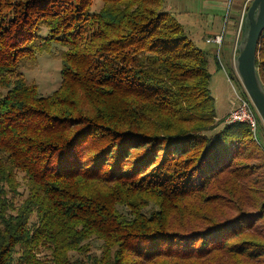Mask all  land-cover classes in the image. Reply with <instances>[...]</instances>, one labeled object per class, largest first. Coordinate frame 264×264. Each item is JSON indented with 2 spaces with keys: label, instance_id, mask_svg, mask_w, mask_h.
I'll return each mask as SVG.
<instances>
[{
  "label": "trees",
  "instance_id": "trees-1",
  "mask_svg": "<svg viewBox=\"0 0 264 264\" xmlns=\"http://www.w3.org/2000/svg\"><path fill=\"white\" fill-rule=\"evenodd\" d=\"M165 7L0 0V264H264V134L218 118ZM55 45L43 95L24 70Z\"/></svg>",
  "mask_w": 264,
  "mask_h": 264
},
{
  "label": "rangeland",
  "instance_id": "rangeland-1",
  "mask_svg": "<svg viewBox=\"0 0 264 264\" xmlns=\"http://www.w3.org/2000/svg\"><path fill=\"white\" fill-rule=\"evenodd\" d=\"M235 4L234 0H165V8L175 17L176 21L184 26L188 37L209 55L211 72L209 87L215 98V110L220 119H227L229 112L237 106L238 99L235 89L238 91L243 89L235 72L233 59L239 29L237 22L233 23L232 28L231 10ZM222 31L224 40L217 54V47L213 43H208L207 39L215 35L214 33ZM59 48L60 46L55 45L51 52L45 51L39 54L38 65L30 70H24L27 79L37 83L43 95L51 94L60 84L61 62L56 57ZM262 124L260 118L258 131L260 135L264 134ZM258 144L264 146V141L259 139ZM73 256L76 257L77 254L74 253Z\"/></svg>",
  "mask_w": 264,
  "mask_h": 264
},
{
  "label": "water",
  "instance_id": "water-1",
  "mask_svg": "<svg viewBox=\"0 0 264 264\" xmlns=\"http://www.w3.org/2000/svg\"><path fill=\"white\" fill-rule=\"evenodd\" d=\"M248 5L239 23L234 47V69L264 125V82L256 63L264 30V0H251Z\"/></svg>",
  "mask_w": 264,
  "mask_h": 264
},
{
  "label": "built area",
  "instance_id": "built-area-1",
  "mask_svg": "<svg viewBox=\"0 0 264 264\" xmlns=\"http://www.w3.org/2000/svg\"><path fill=\"white\" fill-rule=\"evenodd\" d=\"M224 40V32L217 33L215 35L210 36L207 39V42L213 43L217 47V54L219 53L220 47L223 44ZM221 63V62H220ZM231 75V74H230ZM232 76V75H231ZM231 80V78H230ZM236 90L238 104L237 106L229 112L227 115L226 122L228 123H235V122H244L247 123L254 135V139L258 140V131H259V115L256 112V108L243 89H239L240 91Z\"/></svg>",
  "mask_w": 264,
  "mask_h": 264
},
{
  "label": "crops",
  "instance_id": "crops-1",
  "mask_svg": "<svg viewBox=\"0 0 264 264\" xmlns=\"http://www.w3.org/2000/svg\"><path fill=\"white\" fill-rule=\"evenodd\" d=\"M248 1L249 0H234V2L236 3L235 5H234V7L232 8V10H231V19H232V25H233V18L236 16V12H238V7H240V6H242V8H241V12L243 13V11H244V8L246 7V4L248 3ZM241 16H242V14H241ZM214 34H217V33H214ZM231 39H232V33H231Z\"/></svg>",
  "mask_w": 264,
  "mask_h": 264
}]
</instances>
